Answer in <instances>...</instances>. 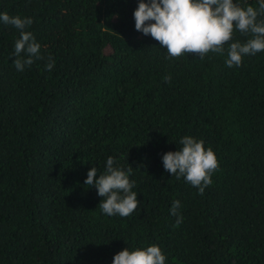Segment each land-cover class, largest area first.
<instances>
[{"label": "trees", "instance_id": "16d2710c", "mask_svg": "<svg viewBox=\"0 0 264 264\" xmlns=\"http://www.w3.org/2000/svg\"><path fill=\"white\" fill-rule=\"evenodd\" d=\"M137 6L0 0V13L32 18L43 57L18 71L20 32L0 22V264H112L151 244L165 264H264V51L239 67L225 63L229 44L170 58L135 29ZM249 38L234 30L229 43ZM185 135L218 159L203 195L163 166ZM109 156L132 167L139 203L127 217L104 214L84 184Z\"/></svg>", "mask_w": 264, "mask_h": 264}, {"label": "clouds", "instance_id": "9594fccd", "mask_svg": "<svg viewBox=\"0 0 264 264\" xmlns=\"http://www.w3.org/2000/svg\"><path fill=\"white\" fill-rule=\"evenodd\" d=\"M135 29L144 35H150L167 50L170 58L194 54L203 59L208 53L223 55L225 44L228 67H239L246 55H255L264 51V0L259 7L242 6L234 0H138L134 10ZM0 22L11 25L20 32L15 41L13 61L18 71L30 66L34 60L43 59L41 45L32 32L26 28L33 23L31 17L0 13ZM234 30L241 34H250L246 42L232 41ZM23 54V55H22ZM45 67L51 71L55 61L48 56ZM170 82L171 77L163 78ZM182 146L176 151H167L162 155L164 169L177 179L183 177L200 195L212 184V174L218 170L219 163L215 152L205 148L203 140L185 135L179 140ZM114 158L109 156L105 170L97 175V169L91 167L84 184L94 186L102 197L98 206L109 216L127 217L138 207L137 193L132 189L135 181L130 180L132 167L124 170L114 166ZM180 201L172 203L170 213L177 216L178 227L183 220L179 213ZM166 257L156 244L130 250L125 247L117 252L112 264H165Z\"/></svg>", "mask_w": 264, "mask_h": 264}]
</instances>
